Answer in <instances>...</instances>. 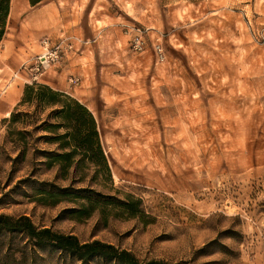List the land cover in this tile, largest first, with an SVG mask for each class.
<instances>
[{"label":"rangeland","instance_id":"374dc122","mask_svg":"<svg viewBox=\"0 0 264 264\" xmlns=\"http://www.w3.org/2000/svg\"><path fill=\"white\" fill-rule=\"evenodd\" d=\"M103 2L96 38L65 29L54 35L47 16L32 18L28 6L7 19L0 42V214L26 216L82 243H109L139 262L264 264V0ZM127 27L148 30L143 51L133 50ZM68 36L87 44L75 43L36 83L92 113L111 182L89 185L103 196L139 200L140 217L107 207L73 219L63 210L83 201L38 203L37 186L19 181L52 182L56 169L38 166L32 149L11 170L8 158L18 151L3 147V121L31 83L26 69L42 54L40 42ZM157 39L163 60L153 49ZM0 264L113 263H80L3 232Z\"/></svg>","mask_w":264,"mask_h":264},{"label":"trees","instance_id":"16d2710c","mask_svg":"<svg viewBox=\"0 0 264 264\" xmlns=\"http://www.w3.org/2000/svg\"><path fill=\"white\" fill-rule=\"evenodd\" d=\"M41 1L28 0V3L34 7ZM9 8L10 0H0V42L5 34ZM3 124V147L11 145L18 151L14 158H8L12 171L17 163L25 161L30 149L34 150V158L39 159L36 162L38 166L46 171L56 169L52 182H37L29 177L19 181L37 186L34 196L38 203L55 206L62 202L83 201L78 208L63 210V214L67 213L73 219L88 217L96 210L102 214L107 207L127 217L142 216L139 200L127 197L121 201L91 189L89 184L104 188L111 182V175L95 118L78 100L47 85L32 82L24 87L20 102ZM39 144L46 145L48 149H39ZM57 181L67 182L68 185L58 186ZM85 183L88 184L86 187L74 188L76 184ZM3 232L23 235L36 248L52 247L80 263L99 259L113 264H165L156 260L139 262L127 250L98 240L82 243L73 235L36 227L26 216L0 214V233Z\"/></svg>","mask_w":264,"mask_h":264},{"label":"crops","instance_id":"0c3cea01","mask_svg":"<svg viewBox=\"0 0 264 264\" xmlns=\"http://www.w3.org/2000/svg\"><path fill=\"white\" fill-rule=\"evenodd\" d=\"M103 1L43 0L31 7L28 0H10L8 19L16 16L22 8L28 6L32 9V18L42 14L47 16V24L50 25V31L54 35L59 34L61 29H65L72 35L83 34L85 37L96 38L101 32L103 22Z\"/></svg>","mask_w":264,"mask_h":264},{"label":"built area","instance_id":"2783aa9c","mask_svg":"<svg viewBox=\"0 0 264 264\" xmlns=\"http://www.w3.org/2000/svg\"><path fill=\"white\" fill-rule=\"evenodd\" d=\"M127 28L128 30L126 32L131 36L130 44L133 50L138 52L143 51L146 46L145 34L148 30L139 27ZM75 43L87 44V42H83L74 36L63 37L52 45L48 38L43 39L40 42V46L43 50L42 54L38 55L27 69L25 68L31 83L36 82L52 64L58 63L64 56L70 53ZM153 49L158 55V58L163 60L162 48L158 43V39L153 45Z\"/></svg>","mask_w":264,"mask_h":264}]
</instances>
